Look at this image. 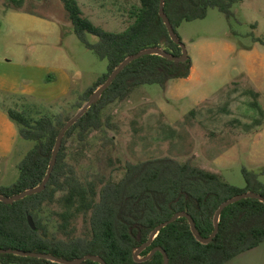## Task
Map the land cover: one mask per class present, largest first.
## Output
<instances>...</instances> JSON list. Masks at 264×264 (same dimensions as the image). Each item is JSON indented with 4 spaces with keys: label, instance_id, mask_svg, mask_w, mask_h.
I'll use <instances>...</instances> for the list:
<instances>
[{
    "label": "rangeland",
    "instance_id": "rangeland-1",
    "mask_svg": "<svg viewBox=\"0 0 264 264\" xmlns=\"http://www.w3.org/2000/svg\"><path fill=\"white\" fill-rule=\"evenodd\" d=\"M77 1L84 17L114 33L134 23L140 6L139 0ZM18 6L0 0V81L11 79L18 92L36 95L2 93L0 107L7 119L14 109L33 120L49 115L69 122L81 112L80 105L88 104L83 95L107 73L108 63L78 39L60 0H23ZM233 12L228 20L211 9L206 19L178 29L193 60L189 79L172 81L167 89L134 90L126 101L105 109L102 129L92 132L85 146L70 140L67 160L80 181H119L128 163L169 157L219 174L239 188L246 186L244 168L264 183V0H243ZM37 67L63 69L70 82L67 92L58 96L65 79L52 71L55 80H41L33 70ZM35 144L20 137L11 155L0 156V188L18 181L19 164ZM61 197L46 205L41 217L51 235L64 238ZM75 226L76 236H84L89 221L80 215Z\"/></svg>",
    "mask_w": 264,
    "mask_h": 264
},
{
    "label": "trees",
    "instance_id": "trees-1",
    "mask_svg": "<svg viewBox=\"0 0 264 264\" xmlns=\"http://www.w3.org/2000/svg\"><path fill=\"white\" fill-rule=\"evenodd\" d=\"M22 1L9 0L19 8ZM60 1L78 39L108 63L107 73L83 95L87 103L125 60L144 50L161 48L172 56H182L181 47L172 41L160 16L161 0H139L134 23L122 33L96 26L84 17L77 0ZM242 3L243 0H165L164 10L179 36L178 29L183 23L204 20L211 9H218L231 20L233 9ZM90 36L99 41L91 42ZM192 68L191 57L186 62H176L156 55L141 57L128 65L100 101L88 108L66 133L46 190L12 205L0 201V249L44 254L68 261L98 256L106 264H135L136 252L149 242L152 233L183 213L195 222L198 235L193 233L191 221L181 217L159 233L152 245L140 253L141 259L160 247L166 251L169 264H227L260 246L264 242V202L259 199H244L229 206L220 218L218 235L213 242L203 244L199 241V237L212 236L216 228L215 215L228 200L246 193L264 198V183L246 168L243 169L246 186L239 188L221 175L189 162L169 157L153 158L137 164L128 163L119 181L98 184L80 181L76 169L67 160L70 140L76 138L85 146L89 135L102 129V116L108 106L126 101L142 86L157 85L167 89L172 81L187 80ZM8 115L18 126L20 137L36 143L19 164L18 181L0 188V195L11 198L41 186L58 137L68 122L61 117L54 120L49 115L33 120L25 112L14 109H9ZM58 195H62L59 201L66 209L59 214L62 220L59 229L64 238L51 235L41 217L44 207L55 203ZM80 215L89 221L84 236H76L75 225ZM29 217L34 219L37 230L30 227ZM0 264L57 263L6 254L0 255ZM83 264L99 263L86 261ZM144 264H164V255L157 252Z\"/></svg>",
    "mask_w": 264,
    "mask_h": 264
},
{
    "label": "water",
    "instance_id": "water-1",
    "mask_svg": "<svg viewBox=\"0 0 264 264\" xmlns=\"http://www.w3.org/2000/svg\"><path fill=\"white\" fill-rule=\"evenodd\" d=\"M164 6H165V0H161V6H160V16L162 18V20L164 21L165 25L167 26V29L169 31L170 37L172 39V41L174 43H176L177 45H179L183 51L182 56L181 57H175L172 56L170 54H168L164 49L158 48V49H148V50H144L142 52H140L139 54L128 58L127 60H125L109 77V79L107 80V82L101 86L90 98V101L88 102V104L81 110V112L72 120H70L66 126L62 129L55 149L53 151V156H52V161L49 167V170L47 172V176L45 178V180L43 181V183L41 184V186H39L38 188H34V189H30L27 190L19 195L13 196L11 198L9 197H5L0 195V201L1 202H5L7 204H14L16 202H19L21 200H23L24 198L30 196V195H34V194H38L41 193L43 191L46 190L47 185L51 179L52 173L55 169L56 163H57V159H58V155L59 152L62 148L63 145V140L64 137L66 135V133L84 116V114L86 113L87 109L90 108L92 105L97 104L100 99L102 98L103 94L106 92V90H108L111 85L113 84V82L115 81V79L125 70V68L130 65L131 63H133L134 61L140 59L141 57L144 56H161V57H165L169 60L172 61H176V62H186L189 59V52L187 49V46L180 40L179 36L176 34L172 24L170 23L165 10H164ZM244 199H259L260 201L264 202V198H262L261 196L255 194V193H246V194H242L236 198H233L231 200H228L227 202H225L224 204L221 205V207L219 208V210L217 211L216 215H215V231L212 234V236H210L207 239H203L201 237H199V241L203 244H210L213 242V240L215 239V237L218 235V231H219V224H220V218L223 214V212L231 205L237 203L238 201L244 200ZM184 217L187 218L191 221V225H192V231L195 235H198V230L197 227L195 225V222L192 220V218L186 214H180L175 216L174 218H172L171 220H169L168 222L160 225L151 235L149 242L142 246L135 254V264H144L147 261H149L155 253L157 252H161L164 255V264H169V257L166 253V251L163 248H155L152 253L145 259H141L140 253L143 252L144 250H146L147 248H149L152 243L155 241V239L158 237L159 233L166 228L168 225H171L172 223H174L177 219ZM29 225L30 227L35 231L37 230V226L36 223L34 221V219L32 217H29ZM16 255V256H21V257H32V258H38V259H44V260H48L51 261L53 263H57V264H83L86 261H93V262H97L99 264H106V262L103 260V258L98 257V256H86L84 258H80V259H76L73 261H68L65 259H54L51 257H48L44 254H38V253H26L23 251H19V250H3L0 249V255Z\"/></svg>",
    "mask_w": 264,
    "mask_h": 264
},
{
    "label": "crops",
    "instance_id": "crops-1",
    "mask_svg": "<svg viewBox=\"0 0 264 264\" xmlns=\"http://www.w3.org/2000/svg\"><path fill=\"white\" fill-rule=\"evenodd\" d=\"M27 14V13H26ZM28 67L29 71H32V68ZM1 69V68H0ZM37 74L40 75L41 80H45L47 77L51 78L52 80L56 79L55 74H51L52 71H54L60 79L64 81V85L62 88L61 93H59L58 96L64 95L67 90L70 82L66 78V72L62 69L59 70H48L45 67H37L36 69H33ZM15 83L11 79H7L1 82L0 81V94H16L23 97L32 98L34 95H36L35 92L29 91V92H18L15 89ZM34 99V98H32ZM2 106V105H1ZM4 111L2 110V107H0V129H5V136L2 138L0 137V156L7 157L11 155L14 152V149L19 142L20 139V133L18 126L10 119H7L6 116H4ZM9 116V115H8ZM227 264H264V242L258 246L257 248L245 252L233 260L229 261Z\"/></svg>",
    "mask_w": 264,
    "mask_h": 264
}]
</instances>
